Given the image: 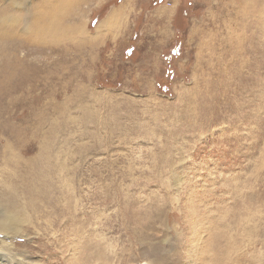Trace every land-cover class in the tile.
Returning <instances> with one entry per match:
<instances>
[{
    "label": "rangeland",
    "instance_id": "1",
    "mask_svg": "<svg viewBox=\"0 0 264 264\" xmlns=\"http://www.w3.org/2000/svg\"><path fill=\"white\" fill-rule=\"evenodd\" d=\"M0 19V264L154 245L198 264L264 146V0H0Z\"/></svg>",
    "mask_w": 264,
    "mask_h": 264
},
{
    "label": "clouds",
    "instance_id": "2",
    "mask_svg": "<svg viewBox=\"0 0 264 264\" xmlns=\"http://www.w3.org/2000/svg\"><path fill=\"white\" fill-rule=\"evenodd\" d=\"M261 191H264V146L258 149L239 182L237 201L211 213L214 226L202 237L198 264H264V199L250 198ZM118 250L116 244L107 248L110 255ZM140 264H153V260L144 258Z\"/></svg>",
    "mask_w": 264,
    "mask_h": 264
},
{
    "label": "bare ground",
    "instance_id": "3",
    "mask_svg": "<svg viewBox=\"0 0 264 264\" xmlns=\"http://www.w3.org/2000/svg\"><path fill=\"white\" fill-rule=\"evenodd\" d=\"M249 2L250 3H252V2H254V0H249ZM38 16H39V14H38ZM50 16V15H49ZM57 16V15H56ZM4 19H0V24L2 23V21H3ZM11 22H12V20H11ZM14 23H16V21H14ZM38 23L37 22H35L34 23V27H33V30H32V33H30L29 35H27V38H28V36H29V40L34 44V45H36V44H39V42H42L43 40H48L49 41V39H50V41H54L55 39V34H54V30L53 29H51L49 32H46L44 29H38ZM3 28V27H2ZM27 29H28V26H27ZM31 29V28H30ZM29 30V29H28ZM3 31V30H2ZM27 34V33H26ZM10 34H7V35H4V36H1L0 38L2 39L1 41H6V40H10ZM64 36V35H63ZM9 37V38H8ZM16 64V63H15ZM246 136V135H245ZM232 191V190H231ZM238 193V192H237ZM233 194V193H232ZM231 195V194H230ZM229 195V196H230ZM234 195V194H233ZM236 195V194H235ZM260 196V195H259ZM232 197V196H231ZM253 197H255V196H253ZM259 198H261V197H259ZM232 200V199H231ZM221 201H222V199H221ZM235 202V199L232 201V203H234ZM211 203V202H210ZM221 203V202H220ZM229 203V202H228ZM230 204V203H229ZM218 205V204H217ZM156 215V214H155ZM155 215H154V217H155ZM158 215V214H157ZM156 215V216H157ZM206 216V215H205ZM206 218V217H205ZM205 218L202 216V219H200V222L202 221V223L201 224H203V226H205V224H204V222H206V224H207V221L205 220ZM209 218V217H208ZM213 218V217H212ZM156 219V218H155ZM159 219V218H158ZM160 219H162V218H160ZM204 219V220H203ZM7 220H8V222H9V224H11V225H15V218L13 217V216H8L7 217ZM152 220L153 219H148V221H150V223L152 224ZM157 220V219H156ZM162 221V220H161ZM210 222H211V220H209ZM155 222V221H154ZM0 223H2V221L0 222ZM209 223V222H208ZM150 224V225H151ZM156 226V225H155ZM166 226V225H165ZM142 227V226H141ZM205 227H207V228H209L208 226H205ZM143 228H145V229H143ZM139 229V228H138ZM137 229V230H138ZM151 229V228H150ZM136 230V229H135ZM147 230H148V228H146V225L145 226H143L142 228H140V230H138L139 231V233L141 234V237L140 238H138V240H142V241H144V238H143V234H146V232H147ZM201 230V229H200ZM208 229H203V231H207ZM0 231H5V229L4 228H2V227H0ZM149 232V231H148ZM133 234V233H132ZM151 234V233H150ZM153 234V233H152ZM196 234V233H195ZM136 235V234H135ZM138 235V234H137ZM146 237H148V233L145 235ZM145 237V238H146ZM149 238V237H148ZM135 242V241H134ZM142 243V242H141ZM146 244V243H145ZM147 245V244H146ZM148 246V245H147ZM9 247V246H8ZM161 249H158L155 245L153 246V248L151 247V250H149V252H148V254H147V256H148V258H150V259H152L153 260V264H168V262H167V260L165 259L166 257H161L162 255H161ZM165 252V251H164ZM171 253H172V251H170ZM186 252V251H185ZM191 252H193V250L191 251ZM4 253V252H3ZM177 253H179V252H177ZM174 254H175V252H174ZM174 254H172V255H174ZM187 254V253H186ZM100 257H103V255L101 256V254L99 253L98 254ZM140 255V254H139ZM126 256V255H125ZM170 256V255H169ZM147 258V257H146ZM171 258V257H170ZM174 258V257H173ZM170 260V259H169ZM172 260V259H171ZM128 262V261H127ZM175 263V262H174Z\"/></svg>",
    "mask_w": 264,
    "mask_h": 264
}]
</instances>
